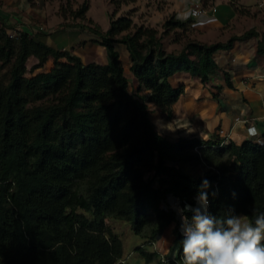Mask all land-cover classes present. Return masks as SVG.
Wrapping results in <instances>:
<instances>
[{"label": "trees", "instance_id": "1", "mask_svg": "<svg viewBox=\"0 0 264 264\" xmlns=\"http://www.w3.org/2000/svg\"><path fill=\"white\" fill-rule=\"evenodd\" d=\"M110 2V28L87 26L109 51L106 65L85 64L72 52L0 29V264H120L124 244L108 222L125 221L154 245L171 224L178 230V214L162 210V202L174 195L182 208L195 206L204 179L211 214L229 207L249 217L264 212V142L237 144L219 135L173 142L155 129L149 109L154 104L172 114L184 87H173L171 76L187 71L208 83L218 71L213 55L257 33L225 44L187 38L181 51L170 53L164 36L189 35L192 20L173 14L160 33L131 16L117 18L127 0ZM229 2L236 13L247 12L240 0ZM88 11L87 1L60 7L63 18L75 21ZM116 43L129 52L134 92ZM180 240L178 233L174 259L144 246L136 252L146 264H179Z\"/></svg>", "mask_w": 264, "mask_h": 264}, {"label": "crops", "instance_id": "2", "mask_svg": "<svg viewBox=\"0 0 264 264\" xmlns=\"http://www.w3.org/2000/svg\"><path fill=\"white\" fill-rule=\"evenodd\" d=\"M170 2V13L174 12L182 21L194 22L192 38L199 42L225 44L232 37L249 32H256L257 36L237 41L231 48L217 51L213 58L218 71L208 83H203L198 76L187 71L171 76L172 86H183L184 94L174 106L172 114L149 104V108L153 106L151 120L155 129L173 142L193 138L207 141L213 135L237 144L251 139L263 142L264 0H240L239 5L247 11L244 14L236 13L229 0H215L206 6L210 9L208 14L199 19H192L190 12L198 4L205 7L203 0ZM61 3V0H0V29L5 28L10 35L15 36L28 34L60 51H68L73 47L71 52L89 64H108L110 54L99 43L100 39L91 34L93 32L83 22L64 19L60 14ZM85 33L90 37H84ZM115 50L120 54L125 74L132 85L131 90L135 91L137 82L130 70L129 52L120 43L115 44ZM167 51L179 52L175 47L167 48ZM193 60L197 61V57L193 56ZM141 93L148 94L144 91ZM249 120L253 121L258 132L254 138L247 131ZM177 236L175 224H171L159 236L157 243H161L162 257L175 258L171 255L177 247ZM137 254L129 256L124 252L123 259L126 260L127 256L133 258Z\"/></svg>", "mask_w": 264, "mask_h": 264}, {"label": "clouds", "instance_id": "3", "mask_svg": "<svg viewBox=\"0 0 264 264\" xmlns=\"http://www.w3.org/2000/svg\"><path fill=\"white\" fill-rule=\"evenodd\" d=\"M210 188L204 179L195 206L176 209L181 218L179 264H264V212L253 210L249 217L229 207L224 215H213L208 211Z\"/></svg>", "mask_w": 264, "mask_h": 264}, {"label": "rangeland", "instance_id": "4", "mask_svg": "<svg viewBox=\"0 0 264 264\" xmlns=\"http://www.w3.org/2000/svg\"><path fill=\"white\" fill-rule=\"evenodd\" d=\"M67 1L68 0H61L62 2L61 5L66 4ZM86 1L89 4V11L86 15V19L83 21L81 20L79 21L83 22L84 23L83 25L85 26H98L102 31L106 32L110 28L111 15L114 13L115 7L111 4L110 0H70L74 9L80 7ZM127 1H128V5H125L121 8V11L117 15V18L120 16H131V18L134 20L137 26L144 25L147 27H152V28L158 29L160 33L163 32V25L165 21L174 14V12L170 13V9H171L169 8V5L171 4L170 0H127ZM66 19L70 21L73 20L70 16L67 17ZM91 34L99 38V36L96 35L95 33H91ZM192 34H193V31L189 35L184 36V37H182L183 35H181L180 32H177L175 34H170L167 36L165 35L163 38L164 39L163 41H164L166 50L167 48L175 47V49L179 51L183 47L187 38L193 39ZM84 37H90V35L85 33ZM175 39H178V40L176 41ZM72 48H69L68 51L71 52ZM53 49L58 50L55 47H53ZM35 63H36V59L34 58L30 59L28 63L29 69ZM84 63L89 64V62L87 61H84ZM51 68H52V64L49 63L46 66L45 70H50ZM131 89H132V85H131L130 90ZM141 95L143 96V95H148V94L141 93ZM149 109H151L150 116L153 119V113H154L153 106L150 105ZM186 170L192 171L193 173H198L200 171V168L197 167V168H192L190 170V168L186 167ZM108 224L110 225V227H113L114 230L120 235L123 241V244H124L125 255L130 254L129 256H131L134 253L137 254L136 249L137 247H140V246H144L147 252L158 251L159 254L161 253L160 251L161 249L159 247L161 243L159 244L156 243L154 245L146 244L148 243V239L145 237L136 235L131 228V224L125 221H120V220L109 221ZM175 228H176V225H175ZM145 233L147 235L150 234V229L147 228ZM178 250L179 248L177 246L172 252V255H171L172 258L178 256ZM160 255H163V254H160ZM129 256L125 258L128 264H146V260L138 254L134 256L133 258H130Z\"/></svg>", "mask_w": 264, "mask_h": 264}, {"label": "built area", "instance_id": "5", "mask_svg": "<svg viewBox=\"0 0 264 264\" xmlns=\"http://www.w3.org/2000/svg\"><path fill=\"white\" fill-rule=\"evenodd\" d=\"M209 11H210L209 8L204 7L201 4H198L193 9H191L190 17L192 19H199L201 16L208 14ZM12 36L14 37L15 35H12ZM237 121H239V120L237 119ZM247 124H250L247 128L249 136L251 138H254L255 136L258 135V132H257L255 126L253 125V121L249 120V121H247ZM263 142H261V143H263ZM160 208L164 211H167V212L168 211H174L177 213L176 209L182 208V205H181V201L177 197H175L174 195H168L167 198L165 199V201L162 202ZM178 218H179V224L177 225V228H178L177 233L180 234L181 218L179 215H178ZM120 264H126V262L124 260H121Z\"/></svg>", "mask_w": 264, "mask_h": 264}]
</instances>
